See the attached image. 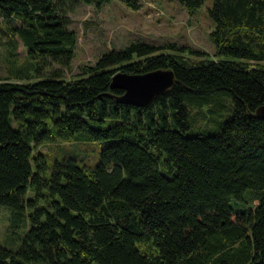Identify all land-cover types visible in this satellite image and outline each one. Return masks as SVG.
<instances>
[{"label": "trees", "instance_id": "1", "mask_svg": "<svg viewBox=\"0 0 264 264\" xmlns=\"http://www.w3.org/2000/svg\"><path fill=\"white\" fill-rule=\"evenodd\" d=\"M178 1L191 14L206 2ZM109 2L0 0V207L29 223L18 251L0 245V264H264V0H214L215 59L136 41L66 79L69 16ZM162 69L174 86L148 106L118 101L116 74ZM217 94L232 98L231 117L192 135ZM54 141L106 145L93 169L52 168L42 151Z\"/></svg>", "mask_w": 264, "mask_h": 264}, {"label": "rangeland", "instance_id": "2", "mask_svg": "<svg viewBox=\"0 0 264 264\" xmlns=\"http://www.w3.org/2000/svg\"><path fill=\"white\" fill-rule=\"evenodd\" d=\"M138 8L130 6L127 0H110L102 9L95 5L80 4L71 19V29L78 34L76 56L72 70L65 72V78L71 79L79 74L81 67L94 65L106 52L123 50L131 43L141 41L164 48L176 44L179 48H191L208 54V59H215L216 47L212 41L215 23L210 17L214 0H206L204 5L191 14L178 0H128ZM20 63L27 59L26 49L20 44L18 49ZM157 54H178L164 48ZM6 51L0 49L1 74L7 75L5 64ZM217 61L238 62L235 58H219ZM123 73V72H119ZM231 97L213 95L204 103L205 115L194 122L192 135H214L221 124L227 121L233 111ZM193 108V109H192ZM191 108L195 114L200 110L196 105ZM106 144L94 142H50L43 148L50 167H55L65 159H75L82 167L91 169L101 161L102 150ZM253 193L248 192L249 198ZM233 208H241L232 203ZM29 229V223L18 220L12 211L0 207V245L18 251Z\"/></svg>", "mask_w": 264, "mask_h": 264}, {"label": "water", "instance_id": "3", "mask_svg": "<svg viewBox=\"0 0 264 264\" xmlns=\"http://www.w3.org/2000/svg\"><path fill=\"white\" fill-rule=\"evenodd\" d=\"M174 83V72L162 69L146 74L118 73L113 78L112 87L125 92L118 99L120 103L144 108L171 89ZM256 117L264 120V106L256 110Z\"/></svg>", "mask_w": 264, "mask_h": 264}]
</instances>
